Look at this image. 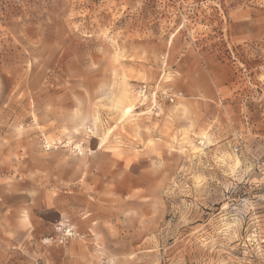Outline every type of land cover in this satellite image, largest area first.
Instances as JSON below:
<instances>
[{
    "label": "rangeland",
    "instance_id": "374dc122",
    "mask_svg": "<svg viewBox=\"0 0 264 264\" xmlns=\"http://www.w3.org/2000/svg\"><path fill=\"white\" fill-rule=\"evenodd\" d=\"M0 264H264V0H0Z\"/></svg>",
    "mask_w": 264,
    "mask_h": 264
},
{
    "label": "built area",
    "instance_id": "2783aa9c",
    "mask_svg": "<svg viewBox=\"0 0 264 264\" xmlns=\"http://www.w3.org/2000/svg\"><path fill=\"white\" fill-rule=\"evenodd\" d=\"M146 92V87L143 90V95H145ZM176 94H172V93H167V92H161L158 93L157 91H153L151 93V103H152V108L155 110H159L161 107V103L162 101H169V102H174V100L176 99ZM235 150H238V147H235ZM56 231L58 232V235L55 239V241L59 242V243H65L68 241V239L70 237H72L76 232L73 229V226L70 224H64V222H60L59 225L56 227ZM51 238H46L44 241L45 242H49Z\"/></svg>",
    "mask_w": 264,
    "mask_h": 264
},
{
    "label": "snow or ice",
    "instance_id": "6c2138e0",
    "mask_svg": "<svg viewBox=\"0 0 264 264\" xmlns=\"http://www.w3.org/2000/svg\"><path fill=\"white\" fill-rule=\"evenodd\" d=\"M127 111L131 112V111H132V109H131V108H128V109H127Z\"/></svg>",
    "mask_w": 264,
    "mask_h": 264
},
{
    "label": "crops",
    "instance_id": "0c3cea01",
    "mask_svg": "<svg viewBox=\"0 0 264 264\" xmlns=\"http://www.w3.org/2000/svg\"><path fill=\"white\" fill-rule=\"evenodd\" d=\"M47 229H49V228H47Z\"/></svg>",
    "mask_w": 264,
    "mask_h": 264
},
{
    "label": "bare ground",
    "instance_id": "6f19581e",
    "mask_svg": "<svg viewBox=\"0 0 264 264\" xmlns=\"http://www.w3.org/2000/svg\"><path fill=\"white\" fill-rule=\"evenodd\" d=\"M63 223V222H62Z\"/></svg>",
    "mask_w": 264,
    "mask_h": 264
}]
</instances>
